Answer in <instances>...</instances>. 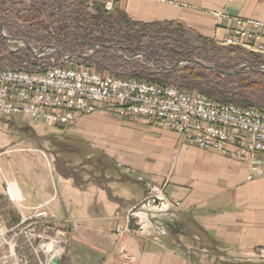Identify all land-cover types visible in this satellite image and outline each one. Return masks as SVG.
I'll return each instance as SVG.
<instances>
[{
    "label": "crops",
    "instance_id": "0c3cea01",
    "mask_svg": "<svg viewBox=\"0 0 264 264\" xmlns=\"http://www.w3.org/2000/svg\"><path fill=\"white\" fill-rule=\"evenodd\" d=\"M92 1L111 2L113 13L135 22L181 25L197 40L222 43L242 26L264 43V0ZM106 109L59 128L114 165L117 177L108 188L89 184L81 189L63 176L67 181L61 183L48 162L23 171L22 186L17 176L0 169V189L14 182L22 199L19 205H3L10 226L55 231L57 238L66 233L59 264H264L254 258L264 247V177L247 181L245 164ZM139 178L163 188L167 210L152 211L154 219L142 221V231L127 230L119 237L116 227L127 229L130 211L147 197ZM41 211L48 219H34ZM122 247L137 257L135 263L122 259ZM17 255L38 264L24 239Z\"/></svg>",
    "mask_w": 264,
    "mask_h": 264
},
{
    "label": "built area",
    "instance_id": "2783aa9c",
    "mask_svg": "<svg viewBox=\"0 0 264 264\" xmlns=\"http://www.w3.org/2000/svg\"><path fill=\"white\" fill-rule=\"evenodd\" d=\"M85 1L91 9L93 1ZM104 8L107 14L114 11L113 4L108 1ZM218 45L240 48L264 58V43L260 37L242 26ZM73 60L63 57L65 65H50L34 73L0 69V114L36 121L42 119L56 128L71 126L80 117L91 116L99 107L105 106L111 114L171 130L180 136L182 143L193 144L245 164L247 181L264 177V111L224 105L207 96L181 92L173 86L117 78L111 73L70 64ZM140 181L146 186V199L163 198L162 187L144 178ZM5 202L11 205L22 203L14 182H5L0 189V264L12 261L32 264L29 258L17 255L22 239L30 246L32 257L38 264H51L54 257L61 258L63 248L42 260L40 253L46 248V244H42L46 240V231L10 226L4 218ZM34 219H48V214L41 211ZM126 231L121 226L116 227L119 237ZM51 243L58 245L63 242ZM121 257L129 263L137 261V257L130 255L125 247L121 248ZM254 258L264 260V247L255 252Z\"/></svg>",
    "mask_w": 264,
    "mask_h": 264
},
{
    "label": "trees",
    "instance_id": "16d2710c",
    "mask_svg": "<svg viewBox=\"0 0 264 264\" xmlns=\"http://www.w3.org/2000/svg\"><path fill=\"white\" fill-rule=\"evenodd\" d=\"M9 1L0 0V23L6 31L29 45L58 47L61 54L53 55L58 61L65 53L76 56L94 51L100 45H117L119 48L105 46L90 58L78 60L79 65L109 71L117 78L173 86L181 92L195 91L224 105L264 111V72L251 69L223 77L202 64H188L175 71L165 68L195 58L205 65L232 72L243 65L264 66V58L259 55L240 48L219 47L203 37H198L200 46L195 47L184 38L181 25L135 22L124 13L107 14L101 3L93 2L90 9L85 0H31V5L13 9L9 16L6 14L9 10L4 8ZM47 61L46 57L38 58L25 48L9 51L6 39L0 35V69L34 73L46 68ZM105 160L110 165L96 164L98 172L94 176L90 174L88 179L83 178V167L75 168L73 174L60 175L72 178L81 189L89 184L107 189L117 174L114 165Z\"/></svg>",
    "mask_w": 264,
    "mask_h": 264
},
{
    "label": "rangeland",
    "instance_id": "374dc122",
    "mask_svg": "<svg viewBox=\"0 0 264 264\" xmlns=\"http://www.w3.org/2000/svg\"><path fill=\"white\" fill-rule=\"evenodd\" d=\"M5 5L6 6L4 8L9 10L6 14L9 15V13L12 12L13 9L22 8V6L24 5H31V0H10ZM9 16H12V14ZM1 25L3 26V24ZM181 32L184 35V38L187 39L191 45L195 47L200 46L199 41L195 38L192 33H189L187 31ZM4 34L7 37L19 39L11 36L6 31L5 27ZM0 35L5 38L1 31ZM6 43L8 46V50H11L12 52H17L25 48L22 42L8 41L6 39ZM30 46L36 50L45 47L40 46L39 44H34ZM218 46L220 47L222 45ZM56 48L61 52L58 47ZM90 53L91 51H85L82 55H90ZM54 54L58 53H46L47 56L45 57L47 60H49L47 61V66L60 65L63 63V57H71L70 55L65 53L62 54L61 61H58V59L53 56ZM134 58L139 57L135 56ZM78 60L80 59L74 58L73 62L70 64H74L75 66L79 67H84L79 65L80 62ZM201 63L204 64L203 62ZM152 67H155V65H152ZM90 68L97 71L94 67ZM97 72L110 74L109 71ZM190 94L196 95L198 93L192 91L190 92ZM44 154L46 155V157L44 156ZM104 157L105 156L102 153L97 152L88 144L84 143V141L75 138L70 132H65L59 127L55 128V126L42 121V119L36 121L21 117L12 118L11 116H5L0 114V169L5 176H10L11 174L17 176V179L20 182L21 186V178L23 175V171H27L30 168L33 169V167L36 169L38 167H42L43 163L45 162H48V166L52 169L53 173L56 174L58 181L61 183L67 181V179L63 178L59 174H73V170L77 167H83V178L88 179L90 174H92L91 176H94L96 172H98L95 169L96 164H101L104 167H108L110 165L109 163H107V160H105L106 157ZM97 176L100 177L98 174ZM69 181L71 185H74L72 179H69ZM116 185L117 183H112L111 187L114 188L116 187ZM128 186L131 187L132 184H129ZM45 233L46 240L42 244H46V248H44V250L40 253L41 258H43L42 260L50 258V255H52L56 251H59V249L62 248L64 249V251L62 252L61 257L65 256L67 246L66 233H64L62 237L59 236L58 238L56 237L55 231L53 232L51 230H46ZM51 241H58V243H63L55 245L52 244ZM34 245L36 248L38 247L35 243ZM47 245H52L55 247H53L52 251H49L47 249Z\"/></svg>",
    "mask_w": 264,
    "mask_h": 264
},
{
    "label": "water",
    "instance_id": "95a60500",
    "mask_svg": "<svg viewBox=\"0 0 264 264\" xmlns=\"http://www.w3.org/2000/svg\"><path fill=\"white\" fill-rule=\"evenodd\" d=\"M0 31L3 34V36L8 40V41H15V42H22L25 46V48L29 51H31L32 53H34L35 56H43L48 52H55L58 54H61V52L55 47V46H45L39 50H36L34 48H32L25 40L22 39H13L11 37H7L4 34V27L0 24ZM106 45H100L98 47L95 48L94 51H92V53L90 55H76V56H71L68 57V59H74V58H79V59H88L91 56H93L98 50H100L101 48L105 47ZM108 48H119L117 45H108L106 46ZM188 64H202L200 61L195 60L194 59H184L180 62H178L177 64H175L174 66L171 67H165L168 70L171 71H175L178 70L179 68H181L184 65H188ZM203 66H206L204 64H202ZM207 68H209V70L215 71L217 73H219L221 76L223 77H233L239 73H242L244 71H248V70H253V71H260V72H264V66H257V65H243L239 68H237V70L232 71V72H226V71H222L219 69H216L213 66H206ZM167 205H166V201L164 198L161 197H153V198H147V199H143V201L141 203H139L137 206H135L129 213L128 215V219H127V230L130 232H139L140 230L142 231L144 227L142 225V221L147 220V219H154L152 216V211L155 212H164L167 210ZM146 216V217H144ZM164 232V231H163ZM62 259L55 257L51 264H59L61 262Z\"/></svg>",
    "mask_w": 264,
    "mask_h": 264
},
{
    "label": "bare ground",
    "instance_id": "6f19581e",
    "mask_svg": "<svg viewBox=\"0 0 264 264\" xmlns=\"http://www.w3.org/2000/svg\"><path fill=\"white\" fill-rule=\"evenodd\" d=\"M53 247H55V246L47 245V249H48L49 251H52ZM55 249H56V248H55ZM48 250H47V251H48ZM56 250H57V249H56Z\"/></svg>",
    "mask_w": 264,
    "mask_h": 264
}]
</instances>
